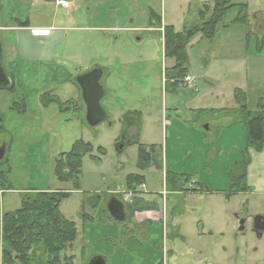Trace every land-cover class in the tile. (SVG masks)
<instances>
[{"label":"rangeland","instance_id":"374dc122","mask_svg":"<svg viewBox=\"0 0 264 264\" xmlns=\"http://www.w3.org/2000/svg\"><path fill=\"white\" fill-rule=\"evenodd\" d=\"M6 1L0 4V26L23 27L31 19L32 29L0 30L1 65L14 84L13 91H0V150L5 148L0 172L7 173L13 188L0 191V226L3 215L20 210L25 192L65 191L70 197L60 212L78 229L68 253L73 264H90L96 257L106 264H264V233L260 237L254 228L256 217L264 216V151L249 147L235 98L242 92L254 112L264 96V0H231L236 6L218 26L215 40L207 42L201 34L193 39L188 47L192 82H182L177 94L166 90L165 72L175 61L165 58L163 29L184 32L197 26L213 0H70L77 8L71 15L56 10L57 0ZM243 5L248 25L225 27L235 23ZM53 24L56 31L35 29ZM95 69L105 71L101 105L107 120L91 127L75 82ZM45 95L63 106L45 107ZM129 113L142 115L140 130L125 126ZM138 137L141 145L158 147L157 167L138 169L139 145H131ZM78 141L93 151L84 159L77 190L59 181L56 170L59 155L70 153ZM246 152L250 192L229 202L230 171ZM168 172L191 176L186 189L197 191L166 198L177 227L139 226L140 211L132 213L136 201L164 191ZM130 175L145 177L147 191L129 193L122 203L127 221L120 222L109 204L126 198ZM242 220H247L244 232ZM149 229L141 244L140 231Z\"/></svg>","mask_w":264,"mask_h":264},{"label":"trees","instance_id":"16d2710c","mask_svg":"<svg viewBox=\"0 0 264 264\" xmlns=\"http://www.w3.org/2000/svg\"><path fill=\"white\" fill-rule=\"evenodd\" d=\"M213 7L206 5L204 11L200 13V23L193 28H186L184 32H176L174 27H166L163 41L165 58L175 61L173 68L166 70L165 81L166 90L171 94H177L182 87V82L189 77V56L188 47L195 37L203 35L207 42H213L218 32V26L232 8L236 5L231 0H213ZM211 11V16L209 13ZM247 7L241 6L239 18L231 25H248ZM23 27L28 28L29 22L23 23ZM7 76V74H6ZM8 77V76H7ZM77 87L82 90L77 81ZM14 84L1 90L13 91ZM83 97V95H82ZM240 108L241 124L245 125L248 132L249 147L257 153L264 151V96L261 97L259 108L254 112H249L247 102L242 92L235 95ZM45 107L55 104L63 106L60 99L55 96L45 95L42 99ZM197 119L201 116V111L197 112ZM136 125H135V123ZM133 122L139 130L143 127V118L139 113H129L125 115L124 124ZM139 145L138 169L148 170L151 166L157 167L159 164L158 147L141 145L139 137L131 145ZM93 151V146L83 141L74 144L70 153L59 155L57 158V177L64 183H73L75 188H80V180L83 175L84 159ZM2 161L0 162V164ZM251 164L249 152L241 154V160L232 167L230 177L232 184L226 192L227 199L249 191L247 183L248 167ZM161 166V165H160ZM6 172H0V191H12L13 188L7 185ZM191 176L174 175L167 173L166 186L169 192L184 193L194 192L188 190L186 186L191 181ZM145 177L140 175H130L127 178V192L138 194V189L145 184ZM211 191V190H210ZM70 197L65 191L53 192L27 191L22 198V207L15 213H6L2 217V227L0 226V264H73L74 257L68 256L78 239V229L76 225L68 221L60 212L62 202ZM130 210L135 208V203L130 204ZM137 209L133 212H143L151 209L149 205H143L136 201ZM83 211L82 217H85ZM88 223L89 217L85 218ZM92 221V220H91Z\"/></svg>","mask_w":264,"mask_h":264},{"label":"water","instance_id":"95a60500","mask_svg":"<svg viewBox=\"0 0 264 264\" xmlns=\"http://www.w3.org/2000/svg\"><path fill=\"white\" fill-rule=\"evenodd\" d=\"M2 46L0 43V88H6L10 85V80L6 76L2 65ZM105 71L103 69H95L94 71L83 74L77 81L82 90L83 101L87 110V122L91 127H98L107 120V113L102 108V100L105 96L104 88L101 84ZM5 158V148L0 150V162ZM109 210L113 218L117 221L123 222L126 217L124 214V205L113 198L109 204ZM255 220V232L261 237L262 234L257 225V221L261 217H256ZM247 220L241 221L240 232L245 231V224ZM90 264H106V260L103 257L94 258Z\"/></svg>","mask_w":264,"mask_h":264},{"label":"crops","instance_id":"0c3cea01","mask_svg":"<svg viewBox=\"0 0 264 264\" xmlns=\"http://www.w3.org/2000/svg\"><path fill=\"white\" fill-rule=\"evenodd\" d=\"M3 1V0H2ZM2 1H0V4L2 3ZM5 2H7L6 0H4ZM42 1H45V0H42ZM70 1V0H69ZM37 3V1H34V4H36ZM47 3V2H46ZM48 3H50V2H48ZM71 3V2H70ZM2 6V5H1ZM24 9H29V7L27 6V5H24ZM72 11H66L65 9H63L62 7H59V6H57V5H55V8H56V10H64V11H66L67 12V14L68 15H71V14H73L76 10H77V8L76 7H74V5L72 4ZM75 18H80V15L79 16H75ZM1 19H2V16H1V14H0V21H1ZM23 19V18H22ZM21 19V20H22ZM20 20V21H21ZM29 20V19H28ZM184 25H185V23L183 24V27H184ZM8 26V25H7ZM12 25H10V27L9 28H2V26H0V30H2V31H5V32H8V31H29L30 29H32V20L30 19L29 20V27L28 28H26V27H20V26H18V24H17V26L16 27H11ZM54 24L53 25H51V26H46V25H44V26H35V29H37V30H42V31H44V30H49V31H56L57 30V28H54ZM4 27H6V25L4 26ZM175 28V27H174ZM74 30H76V31H79V32H84L83 30L84 29H82V28H75ZM89 30H90V32H88V33H91V34H93L95 31H94V29H92V28H89ZM176 30V32H178V33H181V32H179V30L178 29H175ZM183 32V31H182ZM191 45V44H190ZM190 47V46H189ZM91 70H87L86 71V73L87 72H90ZM83 73V72H82ZM82 75V74H81ZM190 77V76H189ZM145 122V121H144ZM143 122V123H144ZM144 125V124H143ZM166 182V181H165ZM145 185V187H140L139 188V190H141V191H147V184L145 183L144 184ZM190 189V188H189ZM195 190V189H194ZM195 191H197V190H195ZM194 191V192H195ZM128 193V192H127ZM213 193V192H212ZM180 194H185V192L184 193H173V192H169L168 191V189H167V186L165 185V189H164V191H162V192H159L158 194H157V196H144L143 198H142V200L141 199H139L141 202H143L144 203V205L145 204H147V205H149V207H154V208H151V209H146L145 211H143V212H138V213H136V222H137V224L139 225V226H144V225H151L150 227H153L154 225H156V224H161V225H163L164 227H167V228H169V227H173V226H175V223H176V220H177V218H173V217H170L169 216V213H168V209L166 208V198L167 197H169V196H172V195H175V196H179ZM191 194V193H190ZM139 195H140V193H139ZM145 195H147V194H145ZM148 195H150V194H148ZM118 196V195H117ZM140 197V196H139ZM237 197V196H236ZM223 198V197H222ZM113 199V198H112ZM116 199V198H115ZM117 200V199H116ZM118 202H120V203H125V204H127V202H126V200H125V198L124 199H118L117 200ZM134 202V200L132 201V203ZM229 202H231V200L229 199ZM131 204V203H130ZM129 204V205H130ZM124 205V204H123ZM146 206V205H145ZM128 213V208L126 207V205H124V214H125V217H126V219H127V213ZM177 215L178 216H183V214H181V213H178L177 212ZM124 220L123 222H126L127 220ZM175 227H177V226H175ZM180 230H181V228H180ZM151 231H152V229H149L148 231H146V230H141L140 231V233H141V235H142V239L140 240L141 241V244H143L144 243V241L147 239V237H148V235L151 233Z\"/></svg>","mask_w":264,"mask_h":264},{"label":"built area","instance_id":"2783aa9c","mask_svg":"<svg viewBox=\"0 0 264 264\" xmlns=\"http://www.w3.org/2000/svg\"><path fill=\"white\" fill-rule=\"evenodd\" d=\"M56 5L59 7H62L66 11H71L72 4L69 2V0H57ZM163 31H164V29H163ZM185 81H186V83L192 82L191 78H189V77ZM191 188H194V187H191ZM131 196H132L131 194H126L125 200L128 201Z\"/></svg>","mask_w":264,"mask_h":264},{"label":"flooded vegetation","instance_id":"af4514ba","mask_svg":"<svg viewBox=\"0 0 264 264\" xmlns=\"http://www.w3.org/2000/svg\"><path fill=\"white\" fill-rule=\"evenodd\" d=\"M127 125H133L134 126V123H130V122H127ZM258 217H261L259 221H257V225H258V228L260 231V233H263L264 232V216H258Z\"/></svg>","mask_w":264,"mask_h":264}]
</instances>
